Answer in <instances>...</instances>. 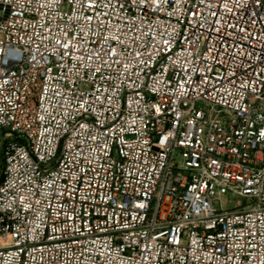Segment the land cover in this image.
Listing matches in <instances>:
<instances>
[{
    "label": "built area",
    "instance_id": "2783aa9c",
    "mask_svg": "<svg viewBox=\"0 0 264 264\" xmlns=\"http://www.w3.org/2000/svg\"><path fill=\"white\" fill-rule=\"evenodd\" d=\"M0 264H264V0H0Z\"/></svg>",
    "mask_w": 264,
    "mask_h": 264
},
{
    "label": "rangeland",
    "instance_id": "374dc122",
    "mask_svg": "<svg viewBox=\"0 0 264 264\" xmlns=\"http://www.w3.org/2000/svg\"><path fill=\"white\" fill-rule=\"evenodd\" d=\"M228 206H231V207H232V206H233V204H231V203H230V204H228Z\"/></svg>",
    "mask_w": 264,
    "mask_h": 264
}]
</instances>
